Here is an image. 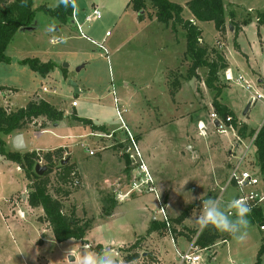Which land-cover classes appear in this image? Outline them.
<instances>
[{"label":"rangeland","instance_id":"1","mask_svg":"<svg viewBox=\"0 0 264 264\" xmlns=\"http://www.w3.org/2000/svg\"><path fill=\"white\" fill-rule=\"evenodd\" d=\"M169 1L182 8L185 7L184 1L186 0ZM221 1L224 6L225 29L220 34L213 22L199 23L203 44H209L205 45L221 55L223 52L233 79L246 73L251 81H255L259 91L264 94V68H261V66L264 67V58H254L256 43L259 38L264 37V26L257 28L256 25L258 13L264 12V0ZM75 3V7L79 9V16L85 12L89 14L94 7L100 9L101 18L89 25L85 24L84 33L89 39L92 38L98 43L105 31L111 32V37L104 41L108 52L106 54L97 46L78 37L79 33L74 24H61L54 16L51 17L42 11H37L32 24L34 31H17L5 51L9 62L0 61V86L10 91L0 99V105L6 107L8 111H15L23 103L40 99V96L53 107L62 109L64 117L59 126L55 128H51L52 123L39 117L22 130L2 136L6 144L5 149L8 152H19L20 154L35 152L40 158L37 163L46 166V161L42 156L47 152L32 151L30 141L36 133H41L46 129L51 130L42 134L39 141L45 140L53 144L67 143L79 170L88 175L87 182L95 181L97 174L99 173L100 176L102 172L109 173L107 175L113 177L118 167L110 168L97 161L101 156L109 154L118 158L122 149L119 145L130 146L127 133L119 128L121 123L116 118L113 100L115 97L118 99L120 109L123 110L122 118L126 126H129H127L128 129L130 125L127 120L138 125L137 131H132L133 135L140 138L149 130H154L155 136L148 137L150 146L153 148V153L158 155L156 165L162 173L161 178L168 186H171L174 192L173 198H175L168 208L171 213V215L167 213L168 218L172 220L174 238L179 239L178 248L185 250L187 243L183 239H189V234L197 226L193 222L195 214L199 213L197 206L205 199L214 198L220 186L224 184L225 175L222 173L217 174L220 183L218 182V185L214 183L215 172H212V167L229 159L228 140H230L228 145L230 149L237 141V137L234 136L236 132L234 131L232 138L229 127L221 119L227 135H220L212 124L203 129L205 134L200 131L198 133L197 121L209 119L210 116L207 114L210 103L207 104V102L210 96H213L210 90L208 91L210 95L206 93L202 96L198 92L197 87L201 84L203 88L205 87V84L201 82L204 81L207 72L205 67L200 68V76L197 79L194 78V87L195 90L197 89L192 92L195 97L194 101L191 94L185 90L179 97V99L183 98L180 99L183 110L179 108L177 112L173 111L174 93L178 90L180 82H185L184 75L187 73L190 61L183 55L180 65L182 75L177 77V73L170 70L166 74V82L160 78H162L161 73L166 61H171L173 65L177 64V58L180 57L186 45L185 32H174L170 29V24H165L164 28L156 21L137 24L136 17L132 15L133 11L125 9L126 0H75ZM146 3V12L141 14L143 18L154 14L148 0ZM56 4L57 0H33L32 8L39 9V6L44 5L52 9ZM229 10L233 11L235 20L242 21V31L235 40L240 44V49L249 59L248 62L252 63L254 70L258 72L257 69H261L259 73L263 79L261 84L258 83L260 79L258 74L251 75L248 64L241 58L245 55H240L233 46L232 26L227 23ZM151 16L148 17L151 18ZM245 19H249V22L244 23ZM56 37H60L62 41L53 45L49 44V40ZM34 58L42 63L50 62L53 64V70L43 77L38 73L34 74L28 66L19 63L20 60ZM208 58H214V54L209 53ZM80 66L85 67L76 71ZM72 72H75V75L72 76L71 81L77 84V89L69 86V75ZM218 78L228 98L225 100L233 107L238 123L244 121L249 129L255 130L264 126V105L251 102L252 106L248 108V113L242 115L243 110L251 101L248 91L234 81H227L222 71L219 72ZM42 87L51 90L55 88L56 93L54 95L43 93ZM251 92L253 93V89ZM73 101L77 103V106L72 107ZM211 111L214 112L213 108ZM77 117L84 120L93 119L92 124L103 126L104 130H92L90 125L78 121ZM157 123L172 124L167 128L170 132L165 135L155 131L154 127ZM19 133L27 139L28 144H31L23 150L16 151L12 147V139ZM72 133L74 137H70ZM116 136H120L121 139L125 138V142L117 144ZM135 136H133L134 139ZM156 136L169 137L170 140L158 139ZM249 139L243 138L242 142L247 144ZM213 140H220L223 146L219 150L214 149ZM242 146L239 145L238 150H241ZM176 148L180 154H176ZM195 149L198 155L192 154ZM89 152H94L95 155L88 157ZM250 152L246 167L252 168L251 163L255 158L253 145L250 147ZM60 156L63 160H68L67 164H71L68 149H65ZM53 158L52 172L47 176L50 179L48 192L52 197L61 199L65 214H70L69 212L74 208L79 217L91 222L88 241L86 244L78 240L55 242L41 207L32 208L28 205V186L31 181L24 177L19 166L0 155V264H74V260L78 264L81 250L85 246L96 253L110 249L118 264L120 257L123 258V251L127 249L125 245L118 248L119 241L123 239L126 243L132 238V233H127V228L143 233L142 226L146 216L149 220L148 227L151 221L162 223L156 200L151 204L142 200L144 208L140 202L132 205L119 202L114 218L105 222L104 211L111 214L113 202L118 201L114 198L116 195L111 191L106 194L107 189L103 187L104 185H99L98 181L89 189L87 186L82 188L77 184L80 176L75 168H73L75 175L66 182H62L59 175L61 172L59 155L56 154ZM89 170L93 172L91 175H89ZM112 179L109 186L119 187V181ZM212 180L213 184H211ZM190 186L195 187L190 188ZM62 190L69 193L67 198L61 194ZM71 194L74 196L71 197ZM152 194H136L135 196L148 197ZM233 196L234 190L227 188L224 195L225 203ZM261 208L264 213V205ZM185 210L188 211L190 220L186 226H182L183 223L174 222L176 218L174 216L180 215ZM247 219L250 228L248 238L244 243H237L231 235L216 230L218 234L216 243L200 253L201 261L198 264H256L258 251L264 246V230H261L259 223L250 221V213ZM162 230V232H157L152 242L141 243L139 249L140 252H150V254L159 249L162 256L167 255L165 264H173L175 248L168 240L165 227ZM163 237L168 239H162ZM223 241L227 243L221 244ZM71 249L72 261L69 260L70 255H68ZM138 259L134 260L135 264H141ZM257 264H264V254Z\"/></svg>","mask_w":264,"mask_h":264},{"label":"trees","instance_id":"2","mask_svg":"<svg viewBox=\"0 0 264 264\" xmlns=\"http://www.w3.org/2000/svg\"><path fill=\"white\" fill-rule=\"evenodd\" d=\"M151 8L154 12L155 20L161 24H170L172 31L176 32L177 27H180L185 32L186 49L184 56L190 61V66L187 69L186 78H197L196 71L200 68H206L207 72L204 79V84L213 92L212 108L216 116L225 120L227 117H231V121L226 122L228 126H231L238 137L250 138L254 136L256 130L249 129L245 123H238L236 115L226 105L221 104L220 99L223 93V87L220 85L218 74L220 71L226 68V61L224 57L207 47L201 41V30L193 22L182 18L183 8L169 0H148ZM147 0H129L127 5L138 14V19L142 20L143 15L140 12H146ZM187 8L198 22H213L216 30L221 32L225 29L224 22V6L221 0H190L186 2ZM33 0H0V61L6 63L9 62L5 56L7 45L11 42L15 33L19 30H25L32 26L36 12L42 11L49 16H54L59 23L67 24L71 20V14L73 7L65 8L58 6L50 9L44 5L39 6V9L32 8ZM230 17H234V13L230 12ZM151 16V15H148ZM256 21L259 24H264V12L258 13ZM244 23H247L244 20ZM233 28V46L237 52H239V46L237 44L236 36L239 32V27L234 23L231 24ZM209 53L214 54V58L209 59ZM20 64L28 66L32 72H36L41 76H46L53 70V64L50 62L42 63L37 58L23 59L19 61ZM4 87L0 86V90ZM44 118L47 122L55 125L63 121L64 114L61 110L53 107L49 102L42 99L30 100L24 107L17 108L15 111H8L2 105H0V155L19 166L24 177L31 181L28 186L29 193L27 202L32 208L41 207L44 214V219L48 223L55 242H64L67 240H78L83 244H86L87 231L91 227V222L79 217L75 213V209L65 214L63 212V203L61 199L52 197L48 192L49 177L48 174L52 172L53 157L59 155V162L61 165L60 180L66 182L71 176L75 175L73 164H62L63 158L60 156L64 151L62 148H56L52 152H47L42 156L46 161L47 169L42 175H36L34 169L37 162L40 160L39 155L35 152H25L20 154L19 152H8L5 149V141L2 136L13 134L19 130H22L27 124L36 120V118ZM78 121L91 126L92 130H104L103 126H95L90 120H84L79 117ZM255 158L251 163L252 167L256 168L261 174L262 180H264V126L257 131L255 141ZM61 194L67 198L69 193L65 190L61 191ZM105 215L110 214L106 211ZM188 218V211L185 210L179 216L174 218V222L182 224L185 219ZM250 221L257 222L260 226L264 224V213L261 206L252 208L250 212ZM164 228L163 223L151 221L147 228L146 235H150L152 232H162ZM218 234L216 229L209 226L204 229L203 232L197 238L196 244L204 249L212 246L216 243ZM141 239H138L129 245L125 250L126 255L122 258L124 263L133 262L139 257L138 251ZM264 254V246L260 248L257 254V262Z\"/></svg>","mask_w":264,"mask_h":264},{"label":"crops","instance_id":"3","mask_svg":"<svg viewBox=\"0 0 264 264\" xmlns=\"http://www.w3.org/2000/svg\"><path fill=\"white\" fill-rule=\"evenodd\" d=\"M128 1L129 0H126V10L127 9H131V7L130 6H128L127 5V3H128ZM188 1H190V0H186V1H184V4H185V7L183 8V12H182V18H184V19H187V20H189L190 22H193L195 25H197L198 26V24L199 23H202V22H198V21H196L195 19H194V17L192 16V14L190 13V11H189V9L187 8V4H186V2H188ZM174 3V2H173ZM81 7H84V6H81ZM77 8V7H76ZM132 10V9H131ZM133 11V10H132ZM187 11V12H186ZM84 12V11H83ZM229 13L230 12H233L232 10H229L228 11ZM133 14V16L134 17H136V19H137V24H140V23H146V22H153V21H156L155 20V17H154V15H152L151 16V18H149L148 16H146L145 18H143L142 20H138V17H137V13L136 12H132ZM260 13V12H259ZM87 14H86V12L82 15V14H80V16H79V9L77 8V17H78V19L80 20V21H82L83 20V18L86 16ZM246 20V19H245ZM227 23L230 25V24H232V23H234L235 25H237L238 27H239V32H238V34L242 31V28H243V24H241V22L242 21H237V20H235V17H233V18H231L230 17V15H229V17L227 18ZM247 22H249V19H247L246 20ZM157 22V21H156ZM68 23H72V21L71 20H69V22ZM73 24V23H72ZM162 26H164V28H165V25H163V24H161ZM257 25V28H259V27H261V26H264V24H256ZM73 26V25H72ZM232 26V25H231ZM75 27V26H74ZM57 28H60V27H57ZM180 27H177V31H183V30H181V29H179ZM198 28H199V26H198ZM34 29L35 28H33V30H31V31H34ZM171 29V28H170ZM200 29V28H199ZM77 30V29H76ZM19 31H26V30H19ZM232 31H233V28H232ZM30 32V31H29ZM106 33H109L108 31H105V33H104V35L101 37V41L100 42H98V43H100V44H103L104 46H105V43H104V41L107 39V38H109V37H111V32H110V34H109V36L108 37H106L105 36V34ZM183 33H184V31H183ZM220 34H222V32H220ZM237 34V35H238ZM78 37H79V35H78ZM237 37V36H236ZM201 38H202V30H201ZM92 39V38H91ZM93 40V39H92ZM95 41V40H94ZM201 41H202V43H203V40L201 39ZM237 41V40H236ZM87 42V41H86ZM96 42V41H95ZM204 43H205V41H204ZM92 44V43H91ZM206 45H209V44H207V43H205ZM237 44H238V46H239V53H240V55L241 54H243V55H245L244 53H243V51L240 49L241 47H240V44L238 43V41H237ZM93 45H95V44H93ZM96 46V45H95ZM210 46H212V45H210ZM106 47V46H105ZM221 47V46H220ZM107 49V48H106ZM185 49H186V45H185V48H184V51H182L180 54V57H178L177 58V64H175V65H173V64H171L172 62L171 61H166L165 62V66L163 67V70H162V73H161V75H162V78H160V79H164V82H166V78H167V73H169V71L170 70H172V71H174V72H176L177 73V77L178 76H180V75H182V71H181V68H182V66H180L181 65V63H182V59H183V55H184V52H185ZM221 49V48H220ZM107 52H108V50H107ZM263 53H264V37H262V38H259V40L257 41V43H256V48H255V52H254V58H259V57H261V58H263ZM222 56L224 57V55H223V52H222ZM243 60H245L246 61V63L248 64V66H249V68H250V70H251V72H252V74L251 75H253L254 73H256V74H258V78L260 77V79H258V83H260L261 84V81L263 80L262 79V77L261 76H259V73H260V71H261V69H257L258 70V72H256L255 70H254V68L252 67V63H249L248 61H249V59H247V56L245 55L244 57L242 56L241 57ZM225 59V58H224ZM264 60V59H263ZM225 61H226V68L224 69V70H222V75L224 74V73H226L227 72V74H229V75H231V69L229 68V65H228V62H227V59H225ZM186 62H189V61H186ZM171 64V65H170ZM85 66H86V64H85ZM85 66H82V68L83 67H85ZM81 68V69H82ZM261 68H264L263 66H261ZM179 71V72H178ZM34 73V72H33ZM36 73V72H35ZM34 73V74H35ZM196 73H197V78H198V76H200L199 74H200V70L198 69L197 71H196ZM48 75V74H47ZM46 75V76H47ZM242 75V74H241ZM240 75V76H241ZM243 75L245 76V79L248 81V82H250L253 86H255L253 89V93L255 92V93H258L259 95H262V96H264V94H262V92L261 91H259V89L257 88V85H256V83H255V81H251V78H249L248 77V75L246 74V73H243ZM242 75V76H243ZM243 76V77H244ZM45 77V76H44ZM247 77V78H246ZM184 78L186 79L185 80V82L184 81H182V82H180V86L178 87V90L174 93V96H173V98H174V101H175V103H173L172 102V109H173V111H178L179 110V108H181V110H183V105L181 104L182 102L180 101V99L182 100L183 98H180L179 99V97L181 96V95H183V93L185 92V90L188 92V93H190L191 94V98H192V100L194 101V99H195V97H193V93L192 92H195L196 90H195V87H194V78H191V79H187L186 78V75H184ZM196 78V79H197ZM249 78V79H248ZM228 81V80H227ZM231 81H234L235 83H236V81H235V79H233V80H231ZM230 81V82H231ZM202 83H204V81H201ZM228 84H229V82H228ZM237 84V83H236ZM259 84V85H260ZM203 84H201V86L200 87H197L198 88V92L203 96V95H206V93H209L208 91V89L206 88V86L203 88V86H202ZM238 85V84H237ZM125 86H127V84H125ZM2 87H4V86H2ZM5 89H6V87H4ZM206 88V89H205ZM161 91V90H160ZM248 93V95L250 96L249 98H251V95L253 94L252 92H247ZM223 95H221V99H220V102H221V104H224V105H226L229 109H231L232 110V112L235 114V111L233 110V107L229 104V103H227V100H225V99H228L227 97H226V95H225V93L223 92L222 93ZM15 95H16V93H15ZM35 95V94H34ZM34 95H32V96H34ZM209 95H210V93H209ZM31 97V96H30ZM39 98L40 99H42V100H45L46 101V99H43L42 97H40L39 96ZM194 98V99H193ZM28 101V100H27ZM26 102V101H25ZM48 102V101H47ZM211 102H212V97L210 96V99H208V102H207V104L208 103H210V104H208L209 106H208V114H207V116H209L210 115V113H213L212 111H211V108H212V105H211ZM195 103V102H194ZM256 103V102H255ZM257 103H258V105H264V98L263 99H261V100H259V101H257ZM256 103V104H257ZM27 104V102L26 103H23V105L21 106V107H24L25 105ZM251 106H252V103L250 104V106H249V109L251 108ZM254 106V105H253ZM56 107V106H55ZM57 109H59V110H61V111H63L62 109H60V108H57ZM249 109H248V111H249ZM248 111H247V113H248ZM246 113V114H247ZM211 117V116H210ZM209 117V119H206L205 118V121L204 120H198L197 122H198V124H197V130H198V133H199V131H200V129H199V124H200V127H204L203 129H205V128H207V127H210L209 125L210 124H212V122H211V118ZM236 117H237V115H236ZM93 119H91L90 121H92ZM127 122L129 123V125H130V128L128 129V127H127V129H128V131H129V133H131V135H133L134 133L132 132V131H137V128H138V125H134V124H132L131 122H129L128 120H127ZM61 122H59V123H56L55 125H53V126H51V128H55V127H57V126H59V124H60ZM242 123H245L244 121L242 122ZM246 124V123H245ZM169 125H172V124H168V125H165V124H163V123H157L156 124V127H154V129H155V131H158L159 133H161V134H168V132H170V131H168L167 130V128H168V126ZM215 125V124H214ZM212 127H213V124H212ZM119 128L121 129V126H119ZM260 128H262L261 126L258 128V129H256V131H258ZM253 130H255V129H253ZM51 130H45V131H43V132H39V133H36V136H34V138L30 141L31 143H29L28 144V142H27V139H25L24 137H23V140H24V142H25V146L27 147L28 145H30L31 144V150L33 151H42V152H52V151H54V150H56V148H62L64 151H65V149H68L69 150V156H70V159L72 160V162H71V164H73L74 166H75V170L77 171V173H78V176H80V181H77L78 183V185H80L82 188L83 187H88V189H89V187H92V186H94V184L96 183V181H98L97 183L99 184V185H104L103 187H105V189H107V191L105 192L106 194L108 193V191H111L112 192V194H115L116 196L114 197L115 198V200H118L117 201V203H115V202H113V205H112V209L110 210V212H111V214L109 215V216H106L104 219V221L106 222V221H109V220H112L113 218H114V215H115V209L118 207V205H119V202H120V204H122V203H130L131 205L132 204H134V203H136V202H140V204H142L141 203V201L142 200H145V201H147V202H149L150 204H151V202H153V203H155V196L152 194V195H149L148 197H146V196H143V197H140V196H135L136 194H134V193H132V195L130 196V197H128V198H126V199H123V200H120L119 201V199H118V197H117V194H125V192H127V190L129 189V182H130V180H131V177L133 176V172H135V166L132 164V159H130V157L128 156V153H126V149H127V146L126 145H122V144H120L119 146L122 148H120L121 149V151L119 152L120 154H119V156H118V158H116L115 156H111L110 154L109 155H105V156H101L100 157V160H98L97 161V163H104V164H106V166H108V167H110V168H112V166H117L118 167V171L117 172H114V176L113 177H109V175H107V174H109V173H100V176L102 177H100L99 176V173L97 174L98 176L95 178V181H92V182H87L88 181V179H89V177H88V175H86V173H83V172H81L80 170H79V168H78V166H77V163H76V160L72 157V155H71V149H70V147H69V145L67 144V143H55V144H53V143H51V142H47V141H45V140H43V141H39V137L42 135V134H45V133H47V132H50ZM204 134L206 133L204 130L202 131ZM231 132V131H230ZM133 133V134H132ZM73 135H71L70 137H74V133H72ZM224 134H226L227 135V131H226V133H224ZM224 134H220V135H224ZM231 137L233 138V132H231ZM150 135H154L155 136V133H154V130L152 129V130H149V132L148 133H146V134H143L140 138H137L135 135H133V136H135V141H136V143H137V146H138V149H139V152H140V154L142 155V157H143V160H144V162H145V164H146V166H147V169H148V171H149V174H151L152 175V177H153V184H154V186H155V189H156V191L158 192V194H159V197H160V199L163 201V203H164V205H165V207H166V211H167V213L169 214V215H171V213H170V211H168V208L171 206V201L173 200V199H175V198H173L174 197V192H173V190H172V188H171V186H168L163 180H162V178H161V175H162V173L160 172V168H158V166L156 165V161H157V157H158V155L157 154H154L153 153V148L150 146V138H148ZM23 136V135H22ZM199 136V135H198ZM201 136V135H200ZM199 136V137H200ZM229 136V135H228ZM117 137V144L118 143H123V142H125V138H123V139H121L120 138V136H116ZM156 137H158V139H169V137H162V136H156ZM230 137V136H229ZM229 139V138H228ZM170 140V139H169ZM214 142H213V144H214V149L216 148L217 150H219L220 149V147H222L223 146V143H221L220 144V140H213ZM230 140H228V145H229V142ZM60 144H62V145H60ZM227 145V148H228V150H229V146ZM38 146H43V147H38ZM194 148V147H193ZM209 149H211V147L209 148ZM63 151V152H64ZM126 153V154H124V153ZM177 153H179L180 154V151L178 152V149L176 148V154ZM227 153H228V151H227ZM178 154V155H179ZM192 154H194V155H198L197 154V152H196V149H195V151H192ZM229 154V153H228ZM93 155H95V154H93ZM93 155L92 156H89L88 155V157H93ZM182 155V154H181ZM226 160H228V162L226 161ZM225 160V162H222L220 165H217L216 167H212V172H215V176H213V178H214V183L215 184H219L220 182V180H219V176H217V174L218 173H222V174H224L225 175V177H224V181H223V183L225 182V179L228 177V174H229V169H228V167H230V162H229V159L227 158ZM113 161H115V163H113ZM222 169V170H220L219 171V169ZM93 172H91V170H89V175H91ZM114 179L115 178V180L116 181H119V187L118 186H115L114 188H112L111 186H109V185H111V179ZM112 179V180H113ZM219 182V183H218ZM96 183V184H97ZM211 184H213V180H212V182H211ZM111 187V188H110ZM195 187V186H194ZM193 186H190V188H194ZM187 188V187H186ZM185 188V189H186ZM81 189V188H80ZM184 189V188H183ZM74 195H72L71 194V197H73ZM143 206H142V208H144V203L142 204ZM77 211V210H76ZM173 216V215H172ZM177 216H179V214L178 215H176V216H174V217H177ZM189 220H190V217L189 218H187V219H185L184 221H183V225L182 226H186V223H188L189 222ZM148 223H149V220H148V218H147V216H146V219H145V221H144V224H143V226H142V230H144L143 231V233H137L136 231H131L129 228H127L126 229V231H127V233H132V238H131V241H128V242H124V240L122 239V241H119V243L118 242H115V243H118L119 245H118V248L119 247H123V245H125V248H127L129 245H131V244H133V242L134 241H136V240H138V239H141L140 241H141V243H148V242H152V239L154 240V238L157 236V232H152L150 235H146V233H147V228H148ZM184 228V227H183ZM90 231V230H89ZM89 231H87L88 233H87V235H86V241H88L87 240V236H88V234H89ZM162 239H168L167 237L165 238V237H163ZM169 240V239H168ZM176 240V239H175ZM178 240L179 239H177L176 240V245H177V247H178ZM184 240V242L186 243V238H184L183 239ZM170 241V240H169ZM171 242V241H170ZM141 243H140V245H141ZM227 243V241H223L221 244H226ZM173 247V246H172ZM209 248V247H208ZM124 252V254H123V257L126 255V252L125 251H123ZM116 253V252H115ZM138 253H139V257H140V259H138V261L139 262H141V264H165V259L167 258V255H164V256H162L161 255V253L159 252V249H157L156 251H154V252H152V254H150V252L149 253H147V252H140V250L138 251ZM116 255H117V253H116ZM119 256V255H118ZM201 257V256H200ZM136 259V260H137ZM200 261H201V259H200ZM199 261V262H200ZM134 262V261H133ZM133 262H129V263H124V261H122V258L120 257V261L118 262V264H133ZM173 264H175V253L173 254Z\"/></svg>","mask_w":264,"mask_h":264},{"label":"built area","instance_id":"4","mask_svg":"<svg viewBox=\"0 0 264 264\" xmlns=\"http://www.w3.org/2000/svg\"><path fill=\"white\" fill-rule=\"evenodd\" d=\"M101 11L99 8L94 7L89 14H87L82 21H80L77 17V8H73L72 14H71V21L76 26V29L79 33V37L82 39H85L87 42L95 44L99 49H101L104 53L107 54V49L103 44L97 43L91 38L89 39L85 33H84V26L85 24L89 25L91 22L95 20H99L101 18ZM110 34L106 33L105 36L108 37ZM62 39L60 37H56L49 40V44L53 45L56 43L61 42ZM224 77L226 80L231 81L233 78L231 75H228L227 72L224 73ZM236 83L243 87L246 91L251 92V90L254 88V86L248 82L245 77L242 75H238L235 79ZM8 90V89H7ZM7 90H0V99L4 98V95L10 93V91ZM254 90V89H253ZM43 93H51L54 95L56 93V89H49L47 87H42ZM264 96L259 95L258 93H253L251 95V102H257L261 99H263ZM114 105H115V111H116V118L121 123V129H123L127 133V137L129 138L130 146L127 147L126 153H128V156L130 159H132V164L134 166H137L135 168V172H133V176L131 177V180L129 182V189L125 194H117V197L119 200L126 199L134 194L143 195V194H151L153 193L156 200V205L158 208V213L162 216V223L164 224L165 230L167 231V236L169 237V240L171 241L173 248H175V264H198L200 261V253L204 250H207L208 248H200L197 244V238L199 235L203 232L199 230L198 225L194 227V230L192 233L189 234V239H186V249L182 250L181 248H178L176 245V240L174 238L173 234V224L171 223V219L168 218V214L166 211V207L163 203V201L160 199L158 192L155 189V186L153 184V177L151 174H149V171L147 169V166L143 160L142 155L139 152L137 143L134 139V137L129 133L126 124L122 118L123 110L120 109V105L118 102V99L115 97L113 98ZM77 106V103L73 101L72 107ZM6 108V107H4ZM211 116V122L213 124V128L217 130L219 134L226 133V129H223V121L229 122L231 121V117H227L225 120L221 121V119L216 116V114L210 113ZM215 120H218V125H214ZM228 126V125H227ZM200 133L203 131V128L200 127L199 124ZM230 131L235 133L234 129L231 126H228ZM257 134V131L255 132ZM256 134L252 137H250L247 144H244L242 142V139L238 137L237 134H234L235 137H237L236 143L228 150L229 153V174L228 177L225 179V182L222 186L219 188L218 194L214 197H222L223 201L225 202L224 195L226 193L227 188H231L234 190V196L231 198H244L251 211L254 207H260L264 205V180H262L261 174L259 171H257L256 168L252 167H246V162L249 160V156L251 154L250 147L254 146V141ZM239 145H243L241 150H238ZM94 152H89V156H92ZM230 199V200H231ZM202 205V202L197 206V209L200 210ZM250 211V212H251ZM199 212V211H198ZM230 217L232 216V213L229 212ZM261 230H264V226H260ZM179 229V228H177ZM180 231V229H179Z\"/></svg>","mask_w":264,"mask_h":264},{"label":"clouds","instance_id":"5","mask_svg":"<svg viewBox=\"0 0 264 264\" xmlns=\"http://www.w3.org/2000/svg\"><path fill=\"white\" fill-rule=\"evenodd\" d=\"M58 6L75 8L76 3L75 0H58ZM250 211L251 209L244 198H233L227 203L223 201L222 197L208 198L202 201L199 213L195 214L193 222L198 225L201 231L211 226L220 232L231 235L237 243H244L249 235L250 224L247 217ZM229 212L232 213L231 217ZM68 255L72 256V249ZM74 264H76L75 260ZM78 264H117V261L110 249L96 253L85 246L81 250Z\"/></svg>","mask_w":264,"mask_h":264},{"label":"water","instance_id":"6","mask_svg":"<svg viewBox=\"0 0 264 264\" xmlns=\"http://www.w3.org/2000/svg\"><path fill=\"white\" fill-rule=\"evenodd\" d=\"M140 14H143V12H140ZM33 28L34 27L31 26L29 28H26L25 30L26 31H31V30H33ZM263 58H264V53H263ZM81 68H82V66L78 67L76 69V71H79ZM74 75H75V72H72V74L69 75L70 80L68 82H69V86H71L72 88L74 87L75 89H77V84L75 82L71 81V78ZM250 104H251V101L247 104V106L243 110L242 115L246 114ZM218 123H219L218 120H215L214 124L218 125ZM12 140H13L12 141V147H13L14 150L18 151V150L25 149L26 146H25V142L23 140L22 134L19 133L18 135L14 136ZM67 162H68V160L64 159L62 164H66ZM34 171H35L36 175H42L46 171V166H42L39 163H37V165L35 166ZM69 260L72 261L73 258L71 256H69Z\"/></svg>","mask_w":264,"mask_h":264},{"label":"bare ground","instance_id":"7","mask_svg":"<svg viewBox=\"0 0 264 264\" xmlns=\"http://www.w3.org/2000/svg\"><path fill=\"white\" fill-rule=\"evenodd\" d=\"M229 75V74H228ZM202 128V127H201Z\"/></svg>","mask_w":264,"mask_h":264}]
</instances>
